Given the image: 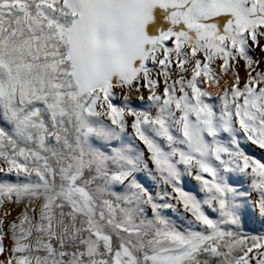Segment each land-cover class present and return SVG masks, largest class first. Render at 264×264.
I'll return each instance as SVG.
<instances>
[{"label":"snow or ice","instance_id":"snow-or-ice-1","mask_svg":"<svg viewBox=\"0 0 264 264\" xmlns=\"http://www.w3.org/2000/svg\"><path fill=\"white\" fill-rule=\"evenodd\" d=\"M0 264H264V0H0Z\"/></svg>","mask_w":264,"mask_h":264}]
</instances>
